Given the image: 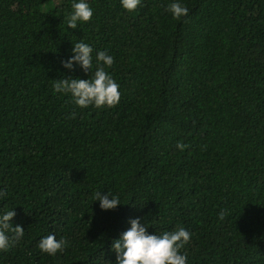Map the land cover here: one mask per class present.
Wrapping results in <instances>:
<instances>
[{"label": "trees", "instance_id": "16d2710c", "mask_svg": "<svg viewBox=\"0 0 264 264\" xmlns=\"http://www.w3.org/2000/svg\"><path fill=\"white\" fill-rule=\"evenodd\" d=\"M0 0V212L24 235L0 264H107L129 219L185 227L186 264H264V0ZM107 50L113 106H76L52 88L71 42ZM180 145L178 147L177 145ZM121 204L102 210L93 193ZM225 210L223 219L217 213ZM65 237L48 255L37 242Z\"/></svg>", "mask_w": 264, "mask_h": 264}, {"label": "clouds", "instance_id": "9594fccd", "mask_svg": "<svg viewBox=\"0 0 264 264\" xmlns=\"http://www.w3.org/2000/svg\"><path fill=\"white\" fill-rule=\"evenodd\" d=\"M141 0H119L120 6L126 11H132L140 5ZM167 11L175 19H180L188 12L182 0H169ZM93 8L88 0H70V11L65 16V25L68 28H77L78 23L90 20ZM71 55L61 60L64 69L71 70L78 65L81 70L88 73L86 78L61 75L53 79L52 88L61 94H69L72 102L80 107L89 105L96 107L113 106L119 101V85L106 69L113 64V57L107 50L97 49L95 52V66H93V48L82 39L71 42ZM180 147V145H177ZM4 190L0 189V197ZM98 201L102 210H110L121 204L119 197L109 191L101 194L100 190L93 193V199ZM14 215L12 208L0 212V250H7L24 235V229L20 225H13L10 220ZM218 218L223 219L225 210L221 209ZM141 217L130 218L129 227L117 237L111 238L109 251L115 254L114 261H108L99 257L100 261L107 264H186V250L183 246L189 242L191 233L183 226L173 230L149 233L148 220L141 222ZM68 241L61 236L49 233L42 236L37 242V248L48 255L62 252Z\"/></svg>", "mask_w": 264, "mask_h": 264}]
</instances>
